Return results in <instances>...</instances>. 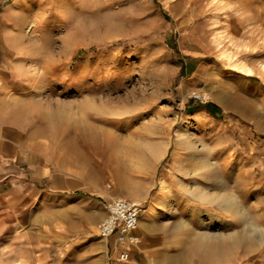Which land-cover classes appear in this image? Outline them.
<instances>
[{"label":"rangeland","instance_id":"1","mask_svg":"<svg viewBox=\"0 0 264 264\" xmlns=\"http://www.w3.org/2000/svg\"><path fill=\"white\" fill-rule=\"evenodd\" d=\"M7 8L37 84L25 134L50 161L29 203L0 192V264H84L78 239L99 238L115 198L142 205L139 242L122 262L109 240L108 264H264V23L250 0H0V22ZM57 172L76 182L58 191L79 200L66 224L39 204Z\"/></svg>","mask_w":264,"mask_h":264},{"label":"crops","instance_id":"2","mask_svg":"<svg viewBox=\"0 0 264 264\" xmlns=\"http://www.w3.org/2000/svg\"><path fill=\"white\" fill-rule=\"evenodd\" d=\"M250 7L253 11L250 14V21H254L255 24L261 21L263 24L264 0H250ZM9 14L7 8L1 15L2 19L4 17L5 19L0 22V186H2L0 192L10 200L20 199L29 203L32 200L29 194L35 191L34 184L47 180L50 157L45 139L33 137L29 132V135L25 134L27 128L32 126L31 103L34 102L32 96L37 94V87H34L37 84H33L29 78L32 74V63L29 62V58L17 52L15 36L18 29L9 23ZM75 183L63 180L58 172L54 174L48 191L49 197L39 203L46 208L50 223L66 224L71 216L63 214L79 209V200L74 196L58 194L60 189L65 188L70 192ZM71 222L75 224L69 228V233L64 232L69 234L68 236L72 234L73 238L74 228H78V225L75 220ZM98 236L99 238L92 241L78 239L79 244L83 246L79 251V257L84 259V264H108L109 241L102 238L99 232ZM66 238L61 235L56 241H65ZM115 250L119 249L114 248L113 251Z\"/></svg>","mask_w":264,"mask_h":264},{"label":"built area","instance_id":"3","mask_svg":"<svg viewBox=\"0 0 264 264\" xmlns=\"http://www.w3.org/2000/svg\"><path fill=\"white\" fill-rule=\"evenodd\" d=\"M106 216L99 224V235L118 248V259L128 262L131 247L139 242L138 230L142 205L126 198H115L103 204Z\"/></svg>","mask_w":264,"mask_h":264},{"label":"bare ground","instance_id":"4","mask_svg":"<svg viewBox=\"0 0 264 264\" xmlns=\"http://www.w3.org/2000/svg\"><path fill=\"white\" fill-rule=\"evenodd\" d=\"M244 67V70H245V68L247 69V71H251V69L250 68H248V66H243ZM246 71V70H245ZM58 113V112H57ZM86 132H87V130H86ZM90 134H91V136H93V137H96V136H94L91 132H89ZM159 143H157L156 145H155V150L153 151L155 154V156H158L159 155V153H157L158 152V150H159ZM160 151H162V149H160ZM216 182V181H215ZM217 183V182H216ZM219 184V183H218ZM161 189H162V197H163V195H165V186H164V184H162V186H161ZM202 195H204V194H202ZM223 199V198H222ZM225 199V198H224ZM135 200H137L138 201V199H136L135 198ZM219 202H221V201H219ZM230 202V201H229ZM222 203V202H221ZM217 204H219V203H217ZM222 206V205H221ZM157 214V209L155 208V206L154 205H152V206H150L149 208H147V210H146V212H145V216H146V218H147V221L148 222H146V225H145V228H149L150 226H151V221H153V219H154V217H155V215ZM249 228V227H248ZM150 229V228H149ZM246 229V228H245ZM251 229V228H250ZM248 232H250V231H248ZM254 235V234H253ZM256 236V235H255ZM218 239V238H217ZM232 240H234L232 243H229V242H219V243H206V245H204L206 248H208L209 250H213V251H216L217 252V248L220 246V247H229V246H231V245H233V244H236L235 242L238 240V235L237 234H235L233 237H232ZM250 242H252V241H250ZM256 242V241H255ZM247 243V242H246ZM249 244V242L246 244V245H248ZM252 245V244H251ZM243 247V246H242Z\"/></svg>","mask_w":264,"mask_h":264}]
</instances>
